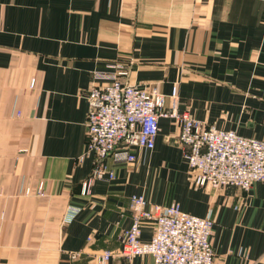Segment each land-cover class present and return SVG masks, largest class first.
<instances>
[{"label":"crops","instance_id":"0c3cea01","mask_svg":"<svg viewBox=\"0 0 264 264\" xmlns=\"http://www.w3.org/2000/svg\"><path fill=\"white\" fill-rule=\"evenodd\" d=\"M122 70L165 94L164 111L177 85L174 110L264 140V0H0V264H99L104 250L116 255L107 264H152L117 259L135 193L210 215L214 264H264V181L197 187L173 118L160 119L154 150L109 157L115 179L83 193L87 95ZM152 234L147 223L141 240Z\"/></svg>","mask_w":264,"mask_h":264},{"label":"built area","instance_id":"2783aa9c","mask_svg":"<svg viewBox=\"0 0 264 264\" xmlns=\"http://www.w3.org/2000/svg\"><path fill=\"white\" fill-rule=\"evenodd\" d=\"M122 70L109 77L104 85H93L87 95L86 120L89 155H94L92 174L84 183V194L91 192L95 179L113 180L115 172L107 166L112 157L116 163H131L135 148L152 151L160 132V119L173 118L180 128L179 143L197 187L219 190L235 186L244 191L264 181V140L248 138L235 131L208 127L187 112L174 110L178 87H173L171 111H164L167 96L156 86L131 85L122 80ZM26 195L32 189L27 188ZM45 195L41 182L35 193ZM132 222L124 231V244L117 259L131 261L150 256L152 264H214L211 236L214 221L210 215L195 216L185 212L178 202L153 204L143 194L131 196ZM147 223L153 225L148 242L141 236ZM71 259L80 257L70 253ZM116 255L104 250L96 255L99 264H107Z\"/></svg>","mask_w":264,"mask_h":264}]
</instances>
